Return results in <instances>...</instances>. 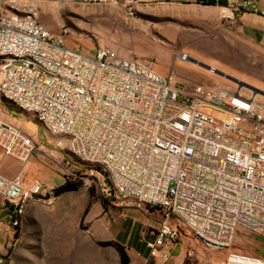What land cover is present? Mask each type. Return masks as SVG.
I'll list each match as a JSON object with an SVG mask.
<instances>
[{
	"label": "built area",
	"instance_id": "obj_1",
	"mask_svg": "<svg viewBox=\"0 0 264 264\" xmlns=\"http://www.w3.org/2000/svg\"><path fill=\"white\" fill-rule=\"evenodd\" d=\"M87 3H120L133 15V0ZM227 6L257 11L254 0ZM40 12L35 0H0V96L63 141L70 161L88 165L80 173L102 199L160 210L145 239L151 258L167 262L185 229L224 252L218 264H264V254L232 248L239 231L264 239V104L222 86L188 87L152 59L108 46L69 47L67 28L50 32ZM34 151L32 137L0 119V198L13 228L31 201L55 198L27 166Z\"/></svg>",
	"mask_w": 264,
	"mask_h": 264
},
{
	"label": "rangeland",
	"instance_id": "obj_2",
	"mask_svg": "<svg viewBox=\"0 0 264 264\" xmlns=\"http://www.w3.org/2000/svg\"><path fill=\"white\" fill-rule=\"evenodd\" d=\"M35 3L41 11V22L47 21L56 31H61L62 25L67 28L65 42L69 47L93 53L98 46H108L124 57L152 59L160 74L173 73L188 87L205 83L228 87L245 95L255 96L257 92L256 99L264 104V45L258 39L249 38L238 21L227 18L230 16L227 5L133 4V15H129L128 9L120 3L99 5L68 0H35ZM180 54H186L188 61L179 60ZM205 65L216 66L215 73L209 72ZM0 119L32 137L36 149L33 157L37 160H42L37 149L53 157H59L61 152L70 158L57 143L60 140L46 133L30 112L20 110L1 96ZM42 144L43 149L40 148ZM69 163L76 171L72 178L79 179L82 184L85 182L95 199L101 200L93 182L80 173H84L88 165L73 157ZM27 166L37 176L40 167L31 163ZM106 206L112 207L109 202ZM148 231L149 227L145 229V238ZM182 234L178 245L186 249L183 264H209L211 253L218 251L197 241L185 229ZM42 236L46 234H39L40 240L33 244L17 241L9 253L10 264H62L63 259L49 252V241L41 240ZM98 241L86 231V264H120L115 249L101 246ZM232 248L263 255L264 239L239 231ZM170 259L163 264H168ZM150 264L155 261L151 259Z\"/></svg>",
	"mask_w": 264,
	"mask_h": 264
},
{
	"label": "crops",
	"instance_id": "obj_3",
	"mask_svg": "<svg viewBox=\"0 0 264 264\" xmlns=\"http://www.w3.org/2000/svg\"><path fill=\"white\" fill-rule=\"evenodd\" d=\"M68 1L87 3V0ZM133 1L134 6L172 3L216 7L219 6L218 1L227 3V0H214L216 2L214 5L203 4L201 0ZM254 2L257 8L255 13L246 10L236 12L227 7L230 11V16L227 18L231 19L232 22L238 21L239 27H242L249 38L258 39V42L264 45V0H254ZM42 22L50 32H59L47 21ZM93 53L88 52V54ZM40 148L43 149L44 145H40ZM36 153L42 160L32 157L30 163L40 167L37 177L40 178L44 191L50 192L64 182L66 177L62 171L63 164L70 162V158L61 152H59V157H53L52 154L41 151V149H37ZM10 165L9 173L12 172L16 163L13 162ZM105 201L109 202L112 207L106 206L104 209L100 200L95 199V196L90 194L86 184H82L75 191L55 196L50 203L31 201L22 215L18 238L14 239L15 229L9 224L10 207L5 206L0 198V253L7 252L9 248L13 251V246L17 241L22 242L24 240L33 244L40 240L39 234H46L45 237H41V240L49 241V252L53 255H59L63 259L62 264H86V231H88L93 239L121 243L129 255V264H150L151 259L155 261V264H163L160 260L151 258L145 246V239L148 238V234L145 238V229L149 227L150 230L157 227L161 220L160 210L156 207L138 210L124 207L118 201ZM86 225L88 226L86 227ZM219 252L221 251L211 253L209 264L219 263L224 254L223 251ZM171 253L168 264L171 262L172 264H183L186 255V249L183 245H175Z\"/></svg>",
	"mask_w": 264,
	"mask_h": 264
},
{
	"label": "trees",
	"instance_id": "obj_4",
	"mask_svg": "<svg viewBox=\"0 0 264 264\" xmlns=\"http://www.w3.org/2000/svg\"><path fill=\"white\" fill-rule=\"evenodd\" d=\"M201 2L203 4H210V5H214L216 4V2L214 0H201ZM219 5H226V2H222V1H218ZM82 186V182L79 179L76 178H65L64 182L60 185H58L57 187H55L52 190V193L54 194V196H58L60 194H63L65 192H69V191H75L78 188H80ZM90 194L92 195V192L90 191ZM102 206L104 209H106V201L104 199L100 200ZM15 231L13 234L14 239L18 238V233H19V226H15L14 227ZM99 245L101 246H110L112 248L115 249L118 258H119V263L120 264H129L130 263V258L129 255L126 251V248L119 242L117 241H98L97 242ZM8 255L11 252V248L8 249Z\"/></svg>",
	"mask_w": 264,
	"mask_h": 264
},
{
	"label": "bare ground",
	"instance_id": "obj_5",
	"mask_svg": "<svg viewBox=\"0 0 264 264\" xmlns=\"http://www.w3.org/2000/svg\"><path fill=\"white\" fill-rule=\"evenodd\" d=\"M185 56H187L186 54H185ZM191 59V58H190ZM185 61H188V59L187 58H185ZM210 67L211 68H209V72H211V73H215V71H216V66H213V65H210ZM222 87H224V86H222ZM242 87V86H241ZM226 88H228V87H226ZM241 93V92H240ZM259 94H257V92H256V94H255V98L258 96ZM59 144L60 145H64V143H63V141L62 142H59Z\"/></svg>",
	"mask_w": 264,
	"mask_h": 264
},
{
	"label": "water",
	"instance_id": "obj_6",
	"mask_svg": "<svg viewBox=\"0 0 264 264\" xmlns=\"http://www.w3.org/2000/svg\"><path fill=\"white\" fill-rule=\"evenodd\" d=\"M205 66H207L208 68H211L210 66H208V65H205Z\"/></svg>",
	"mask_w": 264,
	"mask_h": 264
}]
</instances>
